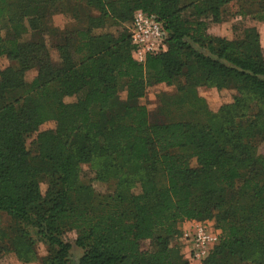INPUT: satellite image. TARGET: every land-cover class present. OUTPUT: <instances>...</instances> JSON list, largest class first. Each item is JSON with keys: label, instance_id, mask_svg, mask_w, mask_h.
<instances>
[{"label": "trees", "instance_id": "obj_1", "mask_svg": "<svg viewBox=\"0 0 264 264\" xmlns=\"http://www.w3.org/2000/svg\"><path fill=\"white\" fill-rule=\"evenodd\" d=\"M232 1L0 0V58L9 61L0 66L1 251L35 259L25 223L50 247L44 264H71L72 243L84 251L78 264H189L182 225L211 218L222 236L202 264H264L260 34L251 26L235 39L215 36L208 19L183 15L192 9L220 23ZM246 2L264 23V0ZM139 9L155 14L169 34L167 50L145 64L132 56ZM56 13L78 28L50 26ZM239 14L248 17L246 9ZM178 79V92L161 106L167 121L151 123L146 87ZM200 86L238 94L214 111ZM82 91L77 102L64 101ZM252 104L258 110L249 116ZM28 136L37 144L34 158ZM85 163L96 165L95 180L110 191L81 182ZM2 213L15 223L9 233ZM146 240L153 250L141 248Z\"/></svg>", "mask_w": 264, "mask_h": 264}, {"label": "rangeland", "instance_id": "obj_2", "mask_svg": "<svg viewBox=\"0 0 264 264\" xmlns=\"http://www.w3.org/2000/svg\"><path fill=\"white\" fill-rule=\"evenodd\" d=\"M186 1L187 0H184V3H186ZM225 9L226 10L223 14L224 20L220 23H213L211 22V20H209L210 18L195 17L194 11L192 9H187L183 13V15L186 20L192 22L198 19L201 20L208 19V22H210L211 24L210 27H208L207 32L210 33L211 35L218 34L221 35V37H226L228 39H235L238 35L242 33V30L245 27H251L253 26L254 22H258L251 17V13L252 12L255 13L257 7L254 5H250L248 2H246V0H233ZM242 9H246L248 13V15L246 16L248 17H242L239 14V11ZM49 25L55 28H59V30L62 31L61 33L67 32L68 29H70V31H73L78 28V24L76 21L70 23V19L67 16H65L64 14H57V13L53 15L52 21L49 22ZM129 26H130V22L123 24V27L128 30L130 28ZM57 39L58 37L56 38V40ZM57 57L58 55L54 53V58ZM8 65H9V61L5 57L0 58V66L2 68H6ZM37 74H38V69L36 67L32 68L27 72V80L31 81L37 76ZM180 82H182V80L178 79L172 85L162 83L157 85H149L146 87V92L144 98L142 99V103L148 109L149 120L151 123L163 122L166 120L165 116L160 112L161 106L165 100L170 99L169 100L170 102L171 97L176 95V93L178 92V86ZM197 92L201 97H204L207 100L209 107L214 111H217L224 104L230 103L233 100L232 98L234 97V95L238 94L235 89L219 90L215 87H205V86L198 87ZM85 93L86 91H82L78 95L65 97L64 101L66 103L77 102L78 100L82 99L85 96ZM126 94H127L126 91L121 93V97L124 100L126 99ZM257 110H258L257 106L255 104H252L250 110L248 111V115L249 116L255 115ZM170 114L172 117H177L180 114V112L175 110H170ZM53 125L54 123L50 124V126ZM26 142H27L26 146L30 152L31 157L32 158L36 157L38 155V152H37V144L35 141V137L28 136ZM257 152L260 154L261 153L264 154V143L259 145ZM96 170L97 169L95 164L92 163L82 164L80 169L81 182L83 184H93L95 189L102 193L110 191L111 190L110 187L108 188V186H106L105 184H102L95 180ZM46 188H47L46 184H42V190L45 191ZM133 191L138 193L139 189L134 188ZM206 221L216 228V223L214 219L208 218L206 219ZM14 224H15L14 221L9 215H7L6 213L1 214V226L7 233L11 232V229L14 226ZM23 225L25 226V230L29 233L31 239L35 243L34 245L36 252L35 259L29 262H24L20 260L16 256V254L12 251H8V250L1 251L2 250L1 246L3 245L4 242H0V264H44L45 258H47L50 253V247L48 243H46V241L41 237V235L38 233V231L35 228L30 227L25 223H23ZM180 242L182 243V239ZM141 248L144 251H151L154 249L150 240L142 241ZM83 253H84L83 249L79 248L74 243H72V249L70 255L71 264H78ZM242 264H256V263L251 261H246Z\"/></svg>", "mask_w": 264, "mask_h": 264}, {"label": "built area", "instance_id": "obj_3", "mask_svg": "<svg viewBox=\"0 0 264 264\" xmlns=\"http://www.w3.org/2000/svg\"><path fill=\"white\" fill-rule=\"evenodd\" d=\"M131 42L132 56L139 64H145L148 56L164 52L168 48V31L155 14L141 9L133 16ZM182 225V245L190 264H202L220 242L222 232L207 221L187 220Z\"/></svg>", "mask_w": 264, "mask_h": 264}, {"label": "crops", "instance_id": "obj_4", "mask_svg": "<svg viewBox=\"0 0 264 264\" xmlns=\"http://www.w3.org/2000/svg\"><path fill=\"white\" fill-rule=\"evenodd\" d=\"M253 26H255L260 34V42H261V47L263 50V54H264V23L263 22H254ZM210 32V31H209ZM214 34V33H212ZM215 36H221L218 34H214ZM185 223H183L184 226Z\"/></svg>", "mask_w": 264, "mask_h": 264}]
</instances>
